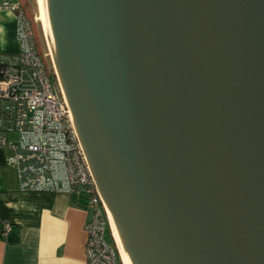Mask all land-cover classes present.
<instances>
[{"label":"water","instance_id":"water-1","mask_svg":"<svg viewBox=\"0 0 264 264\" xmlns=\"http://www.w3.org/2000/svg\"><path fill=\"white\" fill-rule=\"evenodd\" d=\"M47 5L131 264H264V0Z\"/></svg>","mask_w":264,"mask_h":264},{"label":"built area","instance_id":"built-area-1","mask_svg":"<svg viewBox=\"0 0 264 264\" xmlns=\"http://www.w3.org/2000/svg\"><path fill=\"white\" fill-rule=\"evenodd\" d=\"M0 7L15 11L20 45L18 53L0 52V150L10 152L6 164L16 169L20 191L75 192L84 199L90 212L84 264H123L115 240L114 246L105 239L107 210L55 68L38 52L21 4L0 0ZM4 227L12 229L9 221Z\"/></svg>","mask_w":264,"mask_h":264},{"label":"crops","instance_id":"crops-1","mask_svg":"<svg viewBox=\"0 0 264 264\" xmlns=\"http://www.w3.org/2000/svg\"><path fill=\"white\" fill-rule=\"evenodd\" d=\"M16 29L15 11L0 7L1 53L20 51ZM9 154L0 150V264H84L90 217L84 199L75 192L20 191Z\"/></svg>","mask_w":264,"mask_h":264},{"label":"bare ground","instance_id":"bare-ground-1","mask_svg":"<svg viewBox=\"0 0 264 264\" xmlns=\"http://www.w3.org/2000/svg\"><path fill=\"white\" fill-rule=\"evenodd\" d=\"M37 1H38V6H39L40 20L42 22L45 38H46V41H47V44H48V47L50 50L49 53L52 57L53 66L55 68V71H56L59 79H60V82H61L62 87H63L64 92H65V96H66L67 100L69 101L67 89H66V86L64 84L62 72L60 69V64H59V60H58V56H57V52H56V48H55V43L53 40V35H52V30H51V25H50V20H49L47 0H37ZM105 207H106L108 218L110 221L111 230H112L114 239L116 241V245L119 249L123 264H131L129 256H128L126 248H125V245H124V242H123V239H122V236L120 234L119 228L115 222V219H114L109 207H107L106 203H105Z\"/></svg>","mask_w":264,"mask_h":264},{"label":"rangeland","instance_id":"rangeland-1","mask_svg":"<svg viewBox=\"0 0 264 264\" xmlns=\"http://www.w3.org/2000/svg\"><path fill=\"white\" fill-rule=\"evenodd\" d=\"M21 6L25 10L33 26V29L36 35L35 39H36V45H37L38 52L40 53V55H43L44 53H46L47 59L49 61L48 64H50V66L53 67L52 57L49 53L50 50H49V47H48V44L45 38L42 22L40 20L38 1L37 0H22ZM52 69L54 70V67ZM110 226L111 225L108 224V226L105 229V239L109 244H112L115 246V243H113L112 238H111V234L113 233H112Z\"/></svg>","mask_w":264,"mask_h":264},{"label":"trees","instance_id":"trees-1","mask_svg":"<svg viewBox=\"0 0 264 264\" xmlns=\"http://www.w3.org/2000/svg\"><path fill=\"white\" fill-rule=\"evenodd\" d=\"M34 34H35V32H34ZM35 37H36V35H35ZM111 238H112V241H113V243H115V242H114V238H113L112 234H111Z\"/></svg>","mask_w":264,"mask_h":264}]
</instances>
